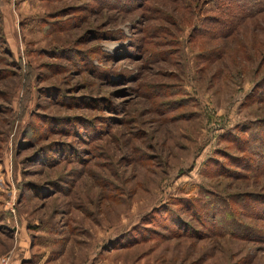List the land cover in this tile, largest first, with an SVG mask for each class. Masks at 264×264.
Returning a JSON list of instances; mask_svg holds the SVG:
<instances>
[{"label":"rangeland","instance_id":"rangeland-1","mask_svg":"<svg viewBox=\"0 0 264 264\" xmlns=\"http://www.w3.org/2000/svg\"><path fill=\"white\" fill-rule=\"evenodd\" d=\"M254 132L264 0H0V264H264Z\"/></svg>","mask_w":264,"mask_h":264},{"label":"trees","instance_id":"trees-1","mask_svg":"<svg viewBox=\"0 0 264 264\" xmlns=\"http://www.w3.org/2000/svg\"><path fill=\"white\" fill-rule=\"evenodd\" d=\"M243 1H245V2H247V0H243ZM259 1V0H258ZM254 6H256V5H254ZM257 134L256 136H257V139H259L260 140V138H261V140H262V146H261V148H262V150L261 149H257V150H253V152H254V154H259L260 156H261V158L264 160V137L262 136V134L261 133H258V132H254L253 134ZM263 137V138H262ZM260 152V153H259Z\"/></svg>","mask_w":264,"mask_h":264},{"label":"crops","instance_id":"crops-1","mask_svg":"<svg viewBox=\"0 0 264 264\" xmlns=\"http://www.w3.org/2000/svg\"><path fill=\"white\" fill-rule=\"evenodd\" d=\"M14 259V256H12L11 258L9 257L8 259H7V263L6 264H12L11 263V261Z\"/></svg>","mask_w":264,"mask_h":264},{"label":"built area","instance_id":"built-area-1","mask_svg":"<svg viewBox=\"0 0 264 264\" xmlns=\"http://www.w3.org/2000/svg\"><path fill=\"white\" fill-rule=\"evenodd\" d=\"M6 262H7V261H6V259H5L4 262H3L2 264H6Z\"/></svg>","mask_w":264,"mask_h":264}]
</instances>
